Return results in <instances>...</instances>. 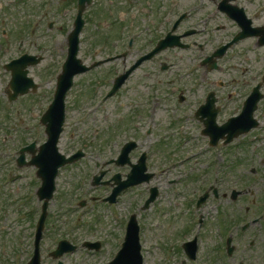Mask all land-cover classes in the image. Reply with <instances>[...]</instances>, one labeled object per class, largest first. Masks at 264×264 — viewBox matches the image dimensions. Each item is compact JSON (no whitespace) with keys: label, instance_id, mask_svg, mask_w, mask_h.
I'll list each match as a JSON object with an SVG mask.
<instances>
[{"label":"rangeland","instance_id":"1","mask_svg":"<svg viewBox=\"0 0 264 264\" xmlns=\"http://www.w3.org/2000/svg\"><path fill=\"white\" fill-rule=\"evenodd\" d=\"M29 1L34 6V4L39 5L43 0H35V3L34 0ZM140 1L142 2L141 6H134L128 4L129 0H97L96 8L90 10L89 13L90 29L84 35V47L86 46V49H93L106 43L108 52H119L123 49L126 38L128 40L134 35L138 37L141 34L140 31H143L144 36L138 40L139 45L136 49H150L156 41V37H152V26L146 22L144 10L141 11V9L145 6L150 7L151 4L146 0ZM189 1L191 0H181V3L172 6V11L174 9L180 11L187 8ZM71 2L73 0H54V10L47 20L52 19L51 21L55 22V24L45 28L43 30L44 39L38 40L27 36L29 25L23 20V6L10 5L11 0H0V16L8 15L7 18L11 22V20L13 21L12 15H19L21 20L17 21L14 25L12 24V29L15 32L23 31L22 35H12L11 32L7 35L3 31H0V163H2L0 164V169L5 164H8L7 168L15 169V158L12 159V156L15 157L16 149L20 146L33 141H37L41 145L46 141L45 129L40 123V118L51 102L50 99L52 100L55 89V74L58 67H60V58L62 56L64 59L67 54V39L72 19L71 12H73L71 8L74 6L71 5ZM163 2L166 6L167 0H163ZM163 11L164 9L160 10L159 13L161 14ZM30 12L32 13V11ZM130 19L137 22L138 30L136 28L130 29V24L132 23H129ZM158 19L159 17L156 16L155 22ZM34 23L33 21L31 25H34ZM93 23H96V25L94 26ZM105 24H108V29L104 28ZM0 26L2 29L1 24ZM22 44L25 46L20 51V45ZM251 44L248 43V45ZM38 48L40 50L37 51ZM23 52H31L32 54L44 57L40 65L31 69L32 76L37 83L42 85L43 91L38 94L39 96L26 95L15 103H9L6 90L10 81V74L6 72L3 65ZM167 56L173 59H181V68L183 70L188 68L194 61L192 59L193 55H189L188 57V55L180 51L167 52L162 58H166ZM83 58L87 62L90 61L86 60L89 58L87 53L83 54ZM135 58L134 55H130L127 58V63L133 62ZM195 58L200 59L201 56H196ZM220 64L218 71L207 72L203 68L197 70L184 79L181 88L191 89L194 84L201 85L202 89L200 91L194 90L192 92V94L198 96L205 95L209 90L216 91L221 99L223 110L225 108V111L221 114V118H219L220 122H224V120L231 116V113L237 112L236 108L239 106V102L231 94V91L234 90L231 86L236 87L235 90H238L240 95H242L245 92L243 85L246 81H248V84H255L261 68H264V49H252L251 52L244 56L236 52H230ZM115 68L117 69V73L121 72L122 63ZM110 69H113V66H104L93 73L80 77L78 85L69 98L68 116L70 118L67 126L69 129L65 136L68 144L66 145V141L63 142L62 151L70 154L82 147V149L87 151V159L85 160L87 162L82 166L79 164L63 169V173L57 180V194L51 203L48 219L50 226L49 230L45 233L43 242V264H56V261L51 258L50 253L64 239L68 241L74 240L81 245L85 240L104 243V245L102 244V251L90 252L84 250L83 252H76L65 256L63 260L66 264L108 263L120 249L126 232V222L131 214H137L140 219V225H142L141 241L145 264H179V256L175 253L176 251L174 252L175 255L169 257L173 259L170 262H166L167 254L171 255V252H168V248L164 244H169L171 241L178 239L182 240L185 237L184 233L187 223L191 221L192 217H195L197 211L195 207L192 209L191 206L189 209L185 208L187 195L195 193L199 187L198 176H202L208 172L205 165L210 164L214 156H216V152L208 150L206 155H200L205 148L203 146L204 140L202 139L193 141V143H182L178 147H172L174 139L178 138L177 136L165 134L157 127H155L153 134L149 135L148 130L152 127V123L150 120H145L146 115H143L141 109H122V101L128 103L130 100H138L142 95H152L151 91L146 88L141 80L143 73L132 82L131 92L126 94L128 97L131 96L132 99L124 98L122 100L119 97L110 100L104 103L96 112L90 114L91 116L87 115L90 109L98 105L101 94L108 88V85L102 80L108 78ZM114 74L115 71L111 75ZM196 79L198 82H195ZM97 81H101L98 87ZM166 86H162V89L165 91L169 90V87ZM135 88L137 93L132 94ZM94 89L96 91L95 95ZM145 91L147 94L144 93ZM37 101L39 105H37ZM241 105L242 102L240 103ZM261 105L257 116L264 122V102ZM152 109L148 108L147 112L149 113ZM154 110L156 114L167 117V114L163 110L160 111L159 105ZM84 111V117H90L84 122L86 126H81L83 132L80 134L75 124L79 122L78 117L82 116ZM155 112H151L152 116L155 115ZM135 123L140 124V127H135ZM189 130L191 131L190 137L199 136L194 131L193 126L189 125ZM257 132L264 133V130ZM253 137L247 135L243 138L241 137V139L239 138V141H235V145H248L245 146L246 151L251 153L246 158L243 156L242 151L239 153L245 158L243 165L237 164L238 170L242 174H237L235 160L233 162L235 166L232 169V176H241L244 174V171H246L247 176L252 175L250 171L251 166L254 165L255 161L260 160V149L264 148L261 144H257L253 140ZM128 139L140 140V146L133 153V159L136 161L143 151L148 152L152 163L149 169L155 171L157 177L151 184H144L138 188L131 189L122 196L114 211L116 214L114 215L116 217L115 221H118V223H115L111 219L110 211L103 207L101 203H93L92 205L90 203L85 215L77 207V203L80 200L90 201V199L97 196L104 197L107 191L110 190V188L93 187L94 175L110 168L111 173L108 178H111L119 173L126 174L130 170L128 166L118 167L116 165H106L104 168H101L105 163L118 157ZM160 143L164 145L159 146L158 144ZM191 149L195 150L191 151ZM221 150V155L225 156L226 150ZM239 154L237 153V156ZM181 156L183 161L190 158L189 161L192 163L191 170L193 171L192 176L196 177L198 182H187V177L180 174L183 168L180 166L179 161L172 163L166 173L163 171V165L170 161H175ZM249 157L252 158V165L248 162ZM173 164L177 165L173 166ZM159 168L161 170H158ZM5 170L7 171V169ZM223 170L224 168H222ZM23 171L14 172V175L20 173L26 176L27 174L33 175L34 173L32 169ZM3 175L4 173L2 172L0 174V182L3 180ZM177 176H180L181 179L175 182V185L169 186L168 181L170 179L175 180ZM27 181L31 185L29 188L21 186L20 195L23 189L25 190V195L32 190V187L34 189V185L36 184L35 179L30 178ZM159 183H162L163 187L160 189L158 200L152 205L150 210H142L145 201L149 197L150 187ZM237 183L238 186L243 187L240 182ZM18 186H20V182H17L14 187ZM182 196L185 202H183ZM75 199L74 209L76 211H74V215L67 211ZM35 201V198L30 201L28 208H33ZM2 202L6 203L7 208L4 204L0 205V228L2 229L0 232V264H3L1 259L6 257H8V263L6 264H16L12 262L13 254L16 251L21 252L17 253V256L21 258V264H26L31 259L28 256L33 241L34 219L33 221L31 218L29 221L24 218L21 219L24 215L23 212L21 213V209L18 207L14 208L10 197L8 198L5 195V190L0 196V203ZM218 205L222 207L220 212H217L216 209ZM8 207L10 210L2 214L3 209H8ZM224 207L223 201L216 202L210 199L199 212L206 216L207 225L208 223L216 224L226 213V211H222ZM120 213L122 214V219ZM77 217H80L78 220L82 219L84 224L72 221L73 219L76 220ZM15 219L20 221L15 222ZM216 235L213 234L212 237ZM203 236L204 239H208L206 234H203ZM3 251L7 253L5 256L1 254Z\"/></svg>","mask_w":264,"mask_h":264},{"label":"flooded vegetation","instance_id":"2","mask_svg":"<svg viewBox=\"0 0 264 264\" xmlns=\"http://www.w3.org/2000/svg\"><path fill=\"white\" fill-rule=\"evenodd\" d=\"M146 1H149L151 6L142 7L141 11L144 10L143 13H145L146 22L152 26V37H156L153 46L148 50H143L142 48L140 50L136 49L139 45L138 40L144 36L143 31H140L141 34L134 39V46L132 49L127 47V38L123 49L114 53L108 52L106 43L93 49H86L85 46L80 52L81 60L88 66L96 65V67L80 77L93 73L104 66H113V69H110L108 73V78L105 77L106 79L102 80L108 85V88L101 94V96H104L110 91L114 81L118 77L124 75L126 71L138 65L135 72L124 82L117 96L111 100L119 97L122 100L124 98L132 99L131 96L128 97L126 94L131 92L130 88L132 82L143 73L141 80L146 88L151 91L152 95H142L138 100H130L128 103L122 101V109H141L143 115H146L145 120H150L152 123V127L148 130L149 135H152L155 127H157L165 134L170 133L174 136H178V138L173 141L172 147H178L179 144L181 145L185 140L183 138L185 134H191L189 130V125H191L194 127V131L200 135L198 137L204 140V147L216 152V156H214L210 164L205 165L208 172L202 176H198L199 187L193 195H197L198 191L201 193L202 199L200 206H197L200 198L196 197L197 201H195L193 195L187 197L185 208H189L190 206L196 207L197 211L195 217H192L191 221L187 223L184 233L185 237H183L181 246L171 247L173 242L179 241L180 239L171 241L169 244H164V246L168 248V252H171V255L167 254L166 262H170L173 258L169 257L177 253L179 256V264H264V148L260 149L262 155H259L260 160L255 161L254 165L251 166L250 171L252 175L247 176L246 171H244V174L241 176H232V169L235 166L233 162L236 160V165H243L244 159L251 153L246 151L245 146L248 145H225L224 143H220L216 147L211 146L202 131L206 129L205 121L215 112L217 113V124L222 125L225 122V120L224 122H220L219 119L221 118L222 112L225 111V108L223 110L220 97L214 90L207 91L203 96L192 94L194 90L200 91L202 89L201 85L197 84H194L191 89L181 88L185 78L201 68L206 69L204 64L205 57L213 55L223 47L233 43L237 38L239 41L228 48L225 56L230 52H236L244 56L251 52L252 49H264V0H191L187 5L188 7L180 11L175 9L172 11V6L181 3V0H167L166 6L163 0ZM14 3L22 4L24 7L26 1L18 2L17 0H11L10 5ZM97 3V0H95L94 7L85 13L86 29L84 35L87 34L90 29V10L96 8ZM141 3L140 0H129L128 2V4L134 6H141ZM71 5H74L73 8H71L73 11L71 12V26H73L77 17L78 0H73ZM162 9H164V11L160 14L159 11ZM23 15V20L29 25L27 36L32 32L33 37L38 40L44 39L43 30L45 28L54 25V22H51L53 24L47 25V22L41 19L40 12L34 17H30L25 13H23ZM7 16L8 15H6V22L9 27L7 35L10 34V32L12 35H22L23 31L15 32L12 29V24L14 25L17 21H20L21 17L19 15H12L11 18H13V21L11 20L10 22ZM156 16L159 17V19L155 22ZM133 18L135 19V17ZM33 21L36 27L30 29V24H32ZM136 21L130 19L129 23L132 22L130 24V29L136 28L138 30ZM93 25L95 26L96 23H93ZM108 28L109 26L105 29ZM173 33L181 38L175 39ZM177 40L181 44L177 47H173ZM162 42L166 43L164 48L160 49L151 60L139 64L143 56L158 49ZM248 43L252 44L248 45ZM24 46V44L20 46V51L23 50ZM38 50H40V48H38L37 51ZM171 51H180L188 55V57L189 55H193L192 59L194 61L188 68L183 70L181 68V59H173L169 56L162 58L167 52ZM84 53H87L89 56V58L86 59L90 60L89 62L84 60ZM22 55L42 57L41 55L32 54L31 52H23L21 53V56ZM130 55H134L136 58L133 62L128 64L127 58ZM196 56H201V58L196 59ZM64 59L61 56L59 66H61ZM120 63H122V70L117 73L115 67H118ZM31 69L30 75L32 76ZM113 71H115V74L111 75ZM263 71L264 68H261L254 85L248 84V81L245 82L243 85V90L245 92L242 95H240L238 90H235L236 87L231 86L234 89L231 91V94L234 99L239 102V106L236 108L237 112L230 115L233 117L238 115L241 110L240 103L242 102L243 104L254 87L262 83L264 78ZM59 73L60 68L56 71L55 81ZM80 77H78V80ZM195 82H198V80L196 79ZM100 83L101 81H97V87ZM164 85H167L166 87H169V90L165 91L162 89ZM76 86L71 91V95ZM41 91L42 89L40 88V92ZM262 92L264 93V84L262 85ZM136 93L137 90L135 88L132 94ZM144 93L147 94L146 91ZM211 93H214L211 98L215 100V103L209 111L201 116V119H198L196 117V112L200 107L206 104ZM95 94L96 91L94 89V95ZM31 95L39 96L38 94ZM262 102H264V100ZM262 102L260 103V107L262 106ZM37 105H39L38 101ZM157 105H159L160 111L163 110L167 114V117L156 114L154 108ZM148 108L153 109L148 113ZM85 111L82 116L78 117L79 120L83 119ZM152 111L155 112L154 116H152ZM84 122L85 121H81L78 125L86 126ZM134 125L135 127H140L138 123ZM262 130H264V122ZM262 134L264 136V133ZM198 137H191L186 143H188L189 140L196 141L199 139ZM256 140H258V138ZM139 141L140 140H137L138 147L140 146ZM259 144L264 146V138ZM221 149L226 150L225 156L221 155ZM241 151L245 158L239 154ZM206 153L207 152L204 151L200 154L205 155ZM237 153L239 154L238 156ZM251 161L252 158L249 157L248 162H250V164ZM191 165V162L184 165L180 174L187 177L188 183H196L198 179L192 176L193 171L191 170ZM222 168H224L223 171ZM106 171L107 173L104 177V181L107 182L108 179H110L108 177L110 176L111 169L108 168ZM2 172L6 173V170L3 168L0 173ZM237 174H242V172L238 170V165ZM155 177L156 176H154V178ZM10 178L16 179V176L11 175ZM177 179H181V177L177 176L175 180L170 179L168 181L169 186L176 184L175 182H178ZM20 181H24L21 186L28 187L27 179L21 177ZM237 182H240L243 187L238 186ZM161 184L157 185L159 194L160 189H162ZM109 186L110 184L105 183L101 185V187L107 188H109ZM18 193L19 190H17V194ZM210 199L216 202L223 201L225 207L222 211H226V213H224V216H222L216 224L208 223L207 225L206 216L199 211ZM3 204V202L0 203V205ZM4 205L6 206V204ZM221 208V205H218L216 208L217 212H220ZM203 234H206L208 239H204ZM213 234L217 235L212 237Z\"/></svg>","mask_w":264,"mask_h":264},{"label":"water","instance_id":"3","mask_svg":"<svg viewBox=\"0 0 264 264\" xmlns=\"http://www.w3.org/2000/svg\"><path fill=\"white\" fill-rule=\"evenodd\" d=\"M85 2H88V4H90L92 0H85ZM81 8H83L82 1H81ZM80 12L82 11L80 10ZM82 28H83V21L80 15L79 19L77 20L76 29L69 37V47H70L69 58L66 64L64 65L63 74L61 75L59 80L55 101L43 119V122L47 125V134L49 137L48 142L42 148L44 150L42 154L39 156H34L33 161L30 163L36 165L39 168L38 176L42 178L44 183L42 188L39 190L38 194L41 200H45V204L43 206V214L38 224L35 258L33 259L31 264H40L38 245L40 239L42 238V232L44 231V225L47 217V209H48L49 201L53 198V193L55 191L54 179L57 176L56 171L59 167L64 166L68 163H73L75 160H78L79 158L82 157V154H78L77 156H74L70 159H66V157L59 154L57 148V144L59 142V138L63 130L62 125L64 123L65 97L67 91L71 88L73 84L74 76L87 70L85 67L82 66L81 61L77 59V54L79 50V35ZM165 46L166 43L162 42L158 49H162ZM151 57L152 55L148 58ZM214 57L215 55L213 57H210V59H207V61L212 62L211 66L213 68L216 66V61L213 59ZM29 59H31V57H27V59L23 60L22 62L20 61L15 62L10 66V69L13 70V81L11 87L15 91V95L12 96V99L17 98V96L20 94L21 95L26 94L31 86V82L27 81L26 79L27 72L25 71V68L27 67V60ZM38 62L39 61H36L35 63ZM141 62L142 61H140V63ZM127 77L128 76H125L122 79L117 80V85L115 87V90L118 88L119 85L123 83V80ZM115 90L113 91L112 94H114ZM257 90L259 89L257 88ZM256 96L257 94H254L246 102L243 114L240 116V118L236 120H231L227 125L222 127L220 133H217L216 135H214L213 133H208L211 135L212 143L216 144L221 138H224L226 134L228 135V139L226 143H229L234 138L242 134L243 131L242 129H240L241 127L249 125V128H251L253 126L254 124L252 120L253 113L257 108L258 102L260 101V97H256ZM135 147H136L135 144H130L126 146L123 150L120 159L128 160L129 153ZM27 151H30L34 154L36 152L35 145H32L31 147L25 148L21 151L22 156L19 160L20 166L26 164L25 153ZM144 159L145 157L143 158V160ZM144 171H146L145 167L143 168L142 172ZM139 175L140 174L138 172L133 171L132 175H130L131 180L128 183H126L125 188L135 184L142 183L144 182V180H148L149 176L143 177L140 175V179L133 181ZM121 191L122 189L117 190L114 193L113 197L116 198V196H118ZM155 198H156V191L153 192L151 199L148 200L147 207L152 201L155 200ZM89 246L92 248L95 245L89 244ZM97 246L99 247V244H97ZM73 249L74 248H72L70 244H68L67 242H62L59 246V249L54 253V256L60 257L65 252L72 251ZM140 250H141V246L139 244V227L136 217L134 216L132 217L130 221V225L128 227V234H127L124 250L121 251V253L119 254L120 256L116 259V261L113 262V264H142V256Z\"/></svg>","mask_w":264,"mask_h":264}]
</instances>
